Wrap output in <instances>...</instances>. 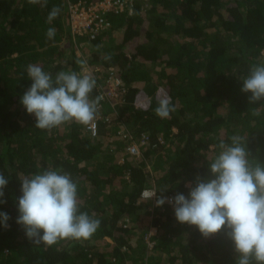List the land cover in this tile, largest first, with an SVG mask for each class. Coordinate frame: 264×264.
Returning <instances> with one entry per match:
<instances>
[{"label":"trees","instance_id":"1","mask_svg":"<svg viewBox=\"0 0 264 264\" xmlns=\"http://www.w3.org/2000/svg\"><path fill=\"white\" fill-rule=\"evenodd\" d=\"M83 1L98 0H0V174L8 180L0 213L9 216L7 228L0 222V264H236L224 231L204 238L176 221L172 204L155 205L207 180L218 144L233 135L264 163V101L250 104L241 92L250 67L264 63V0H132L131 14L107 13L110 26L92 41L71 31L68 7ZM53 7L60 13L48 24ZM84 42L90 54L81 57ZM81 60L100 69L95 134L76 123L35 128L21 104L32 83L28 65L55 78L80 73ZM110 78L118 81L113 91ZM158 90L172 109L167 118L156 112ZM143 133L148 147L132 157L126 147ZM50 168L71 175L79 211L101 221L89 240L36 245L16 223L21 180ZM145 189L157 198H141Z\"/></svg>","mask_w":264,"mask_h":264},{"label":"clouds","instance_id":"2","mask_svg":"<svg viewBox=\"0 0 264 264\" xmlns=\"http://www.w3.org/2000/svg\"><path fill=\"white\" fill-rule=\"evenodd\" d=\"M59 13L60 8L53 7L46 22L51 24ZM55 34L54 27L46 31L48 39ZM79 63L80 73L60 71L55 78L39 65H28L27 75L32 83L21 104L27 114L35 117V128L51 131L64 124L88 126L93 122L102 97L92 98L96 81L88 72L86 61ZM241 92L249 94L250 104L264 101V63L250 67L242 79ZM170 111L168 101L156 109L161 118H167ZM259 114V108L253 110V115ZM217 147L219 154L208 168L207 180H198L188 196L161 195L156 206L172 204L176 221L194 226L204 238L224 231L232 243L236 264H264V163L251 158L247 142L240 135H233L230 144L221 141ZM7 183L0 174V198ZM21 192L16 223L36 245L52 247L61 241H87L100 227L101 221L94 214L79 211L77 184L62 169L50 168L25 177ZM155 196L156 192L151 198ZM4 202L0 199V203ZM8 220L6 213H0L5 228Z\"/></svg>","mask_w":264,"mask_h":264},{"label":"built area","instance_id":"3","mask_svg":"<svg viewBox=\"0 0 264 264\" xmlns=\"http://www.w3.org/2000/svg\"><path fill=\"white\" fill-rule=\"evenodd\" d=\"M69 14L71 18V31L74 36L77 37H85L88 41H92L96 39L104 30H106L110 24L104 18L105 15L111 11L114 13H122L124 11L127 14H131L133 8V1L132 0H98L93 3L86 4L83 2H77L75 4L69 5ZM87 68H89L87 66ZM93 72H99L98 68L93 69ZM109 80L113 81L112 78ZM109 85V83H108ZM118 85V81H114V87ZM110 91H113L111 87ZM141 97L136 98V104H141L145 106V99ZM96 123L92 122L90 125L86 127L88 131H91L92 135L95 134L96 130ZM120 132L119 134H121ZM126 134H122L123 139H130L129 136L126 138ZM138 143H132L126 147V152H128L132 157L138 158L141 153L142 148L148 147L149 137L146 134H141ZM160 144L165 145L162 139H158ZM154 190L147 189L142 192L141 197L144 199H156L157 195L151 198L152 193ZM170 198V197H169ZM170 204V203H169Z\"/></svg>","mask_w":264,"mask_h":264},{"label":"rangeland","instance_id":"4","mask_svg":"<svg viewBox=\"0 0 264 264\" xmlns=\"http://www.w3.org/2000/svg\"><path fill=\"white\" fill-rule=\"evenodd\" d=\"M140 1H143L144 2V4H147V0H140ZM146 7V5H144V8ZM117 40H119L118 38H116ZM87 41V40H86ZM88 42H84V43H82L81 44V46H83L82 48H84V51L82 52L81 50L80 51H77L76 53H77V55L78 56H83V54H84V56L83 57H86L87 55H89L90 54V52H89V50H90V48H89V46H88ZM85 46V47H84ZM87 70H88V72L92 75V76H95V75H97V74H100L99 72H93V69H91V68H87ZM81 72V71H80ZM108 83H109V87H111L112 89L114 88V81H111V80H109L108 81ZM156 99L158 100H164V101H167V98L165 97V95L163 94V92L161 91V90H158V92L156 93ZM142 99H140V101H141ZM140 103H142V102H139L138 104H136L137 106H139V104ZM140 107H142V108H144V105L143 104H141L140 105ZM166 147H168V145L166 146ZM175 149V147L174 146H171V151H173ZM185 186L186 187H189V183H186L185 184ZM154 206V205H153ZM156 206V205H155ZM153 207H150V210L152 209ZM146 221V220H145ZM155 232H156V230H155V228H151V229H148V233L150 234V235H154L155 234ZM148 241V240H147ZM134 244V243H133ZM151 247V244L149 245V248ZM137 252V250L136 251H133V252H131L133 255H135V253ZM147 257H146V255H144L143 256V260H145Z\"/></svg>","mask_w":264,"mask_h":264}]
</instances>
